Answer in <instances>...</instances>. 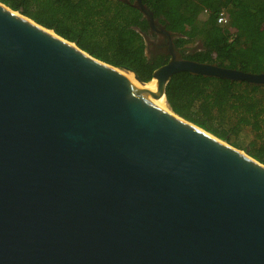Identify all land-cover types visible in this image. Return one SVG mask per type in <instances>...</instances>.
I'll list each match as a JSON object with an SVG mask.
<instances>
[{
    "label": "water",
    "instance_id": "95a60500",
    "mask_svg": "<svg viewBox=\"0 0 264 264\" xmlns=\"http://www.w3.org/2000/svg\"><path fill=\"white\" fill-rule=\"evenodd\" d=\"M132 6L167 39L152 99L179 72L264 87ZM111 67L0 3V264H264V166Z\"/></svg>",
    "mask_w": 264,
    "mask_h": 264
},
{
    "label": "trees",
    "instance_id": "16d2710c",
    "mask_svg": "<svg viewBox=\"0 0 264 264\" xmlns=\"http://www.w3.org/2000/svg\"><path fill=\"white\" fill-rule=\"evenodd\" d=\"M133 2L0 0L96 60L129 69L147 83L153 72L167 62V56L147 54L148 23L132 6ZM141 2L165 30L175 33L173 45L180 49L183 58L243 72H264V0ZM220 15L225 19L222 24L217 22ZM195 40L201 42V50L186 51L185 46ZM165 99L174 114L238 150L245 149L236 147L231 135L242 133L245 126L255 133L250 147L264 143L263 86L179 72L167 83ZM237 111L244 112L247 119L238 121Z\"/></svg>",
    "mask_w": 264,
    "mask_h": 264
},
{
    "label": "rangeland",
    "instance_id": "374dc122",
    "mask_svg": "<svg viewBox=\"0 0 264 264\" xmlns=\"http://www.w3.org/2000/svg\"><path fill=\"white\" fill-rule=\"evenodd\" d=\"M197 43L198 41L195 40L194 42L190 43V45L194 46ZM235 118L238 121H245L247 119L246 114H244V112L242 111H237L235 113ZM254 135L255 133L251 131V127L245 126L244 131L242 133L240 131H236V133H233L231 135V142L235 144L236 147L245 149L240 151L244 152L248 156L250 155V157L253 156L254 159H257L258 161L264 163V143L259 142L256 147L249 146L251 140L254 139Z\"/></svg>",
    "mask_w": 264,
    "mask_h": 264
},
{
    "label": "flooded vegetation",
    "instance_id": "af4514ba",
    "mask_svg": "<svg viewBox=\"0 0 264 264\" xmlns=\"http://www.w3.org/2000/svg\"><path fill=\"white\" fill-rule=\"evenodd\" d=\"M153 21H154V26L156 28H162V27L164 28V26L161 25L156 19L153 18ZM175 37H176L175 33L170 32V38H171L172 45H173V40ZM145 42H146L147 47H148L147 54H152V55L163 54L164 56H167V61H168L169 55H168L167 46H166L167 39L165 38L164 35L156 32L155 30H152L148 25L147 35H145ZM173 47H174V49H176L180 52V49L175 48L174 45H173ZM185 47H186V51L193 53L195 51H200L202 48V45H201V42L198 41V43L194 46L189 44V45H186ZM180 54H181V52H180ZM181 56H182V54H181Z\"/></svg>",
    "mask_w": 264,
    "mask_h": 264
},
{
    "label": "bare ground",
    "instance_id": "6f19581e",
    "mask_svg": "<svg viewBox=\"0 0 264 264\" xmlns=\"http://www.w3.org/2000/svg\"><path fill=\"white\" fill-rule=\"evenodd\" d=\"M112 69L122 73L123 75H125L131 82H133L137 87H139L140 89H142L150 98V101L157 107H159L160 109L169 111L168 107L165 104L164 99L161 100H154L151 98L149 91L152 92L154 91V86H155V81H151L149 83L146 84H141L140 82H138L131 73L125 71V70H121L117 67H111ZM247 155V154H246ZM250 157V156H249ZM252 158V157H250ZM253 159V158H252ZM254 161L258 162L257 160L253 159ZM259 163V162H258ZM261 164V163H259ZM262 165V164H261ZM264 166V165H263Z\"/></svg>",
    "mask_w": 264,
    "mask_h": 264
},
{
    "label": "built area",
    "instance_id": "2783aa9c",
    "mask_svg": "<svg viewBox=\"0 0 264 264\" xmlns=\"http://www.w3.org/2000/svg\"><path fill=\"white\" fill-rule=\"evenodd\" d=\"M217 22H218L219 24L224 23V22H225L224 17H223L222 15H220V16L218 17V19H217Z\"/></svg>",
    "mask_w": 264,
    "mask_h": 264
}]
</instances>
